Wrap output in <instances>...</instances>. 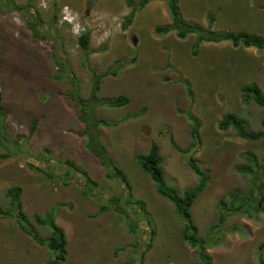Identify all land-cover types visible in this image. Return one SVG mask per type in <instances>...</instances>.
Returning a JSON list of instances; mask_svg holds the SVG:
<instances>
[{
    "label": "rangeland",
    "instance_id": "374dc122",
    "mask_svg": "<svg viewBox=\"0 0 264 264\" xmlns=\"http://www.w3.org/2000/svg\"><path fill=\"white\" fill-rule=\"evenodd\" d=\"M84 1V10L67 7L92 34L87 52L62 23L66 6L59 7L66 2L80 7ZM118 1L0 0V90L7 110L0 117V134L7 138L0 139V155H10L0 161V207L10 211L8 190L20 187L22 211L41 238L51 231L34 216L54 212L67 237L62 264H264V203L251 218L230 216L212 246L203 245L201 251L183 239L184 222L174 204L158 194L138 160L157 144L167 183L180 195L195 189L200 178L171 139L181 150H191L192 123L179 111L200 121L195 158L209 172L210 182L191 213L197 240L205 239L218 223L219 201L228 203L230 193L247 195L253 189L251 176L238 171L249 164L245 154L253 153L264 165V140L251 142L234 128L220 129L223 116L234 114L254 134L264 130V108L245 102L242 90L257 84L264 97V51L212 42L203 43L194 57L198 35L179 39L176 31H155L172 25L167 2H150L127 26L133 8L126 0L121 3L129 10L110 14ZM102 4L109 8L103 7L107 15L94 10L101 11ZM179 8L184 21L213 33L246 32L264 39V0H179ZM133 59L122 69L116 64ZM90 69L118 71L102 80L100 101L123 95L129 103L114 108L93 99ZM184 80L190 82L193 102ZM79 100L88 114L84 123ZM34 119L38 124L32 133ZM99 121L116 125L89 129L88 124ZM65 160L74 161L90 180L71 173L65 187L58 175L51 179L29 167L46 170L53 163L57 174L66 176L71 169L59 166ZM116 167L131 189L116 175ZM18 216L10 211L0 219V264L52 262L54 255L19 228ZM153 230L155 240L146 251Z\"/></svg>",
    "mask_w": 264,
    "mask_h": 264
},
{
    "label": "trees",
    "instance_id": "16d2710c",
    "mask_svg": "<svg viewBox=\"0 0 264 264\" xmlns=\"http://www.w3.org/2000/svg\"><path fill=\"white\" fill-rule=\"evenodd\" d=\"M153 1H166L168 3L169 13L172 18V25L158 26L155 29L156 33L159 35H167L172 31H176L179 39H185L190 34L198 35L197 41L194 43L192 47V56L194 57L198 56L199 48L203 43H212V42L220 43V42L229 41L233 44L235 48L242 46L244 48H257L258 50L264 51V39L255 34H250L246 32H230V31L213 33L210 31V29H204L198 25L184 21L180 14L179 0H140L137 4H135L134 0H126L128 6L133 8L132 13L129 15V17L126 20V25L129 26L132 23L134 15L138 10L144 9L150 2ZM213 19L214 18L211 16L210 21L212 22ZM90 39H91L90 32L86 33L79 39L78 42L82 51L87 52L89 50ZM116 62H117L116 64L119 65V68L122 69L128 66V64L134 63L135 59L131 61L117 60ZM168 66H171L169 62H168ZM85 67H88V65L85 64ZM90 72L92 74V83H93L92 97L93 99L98 101V103H100L102 106H109L114 108L123 107L129 103V98L126 96H119L116 99L107 100V101H100L99 99L98 94L102 88V80L108 76H116L118 74L117 73L118 71L110 70V71H106L103 74H99L93 69H90ZM72 78L74 79L75 77L72 76ZM183 83L187 88V93L189 98L193 102L194 93L190 85V82L188 80H184ZM242 90L245 94V102L254 101L256 104L264 108V97L262 95L261 89L257 84L245 85ZM71 97L73 98L74 96ZM73 99L76 100V96ZM79 104H81V112H82V116L80 117V120L83 122L84 119L86 118V117L84 118V115L86 114L87 116L88 114L85 111L84 112L82 111L83 105L85 104H82L80 100H79ZM179 112L181 114L186 115L189 121L192 123V137L195 142V147L189 151H183L178 146L175 145L173 139H171L172 144L176 150L187 155L189 166L195 172V174L200 178L198 186L195 189L186 190L182 195L179 194V192L175 187L170 186L166 181L164 170L162 168L163 158L160 154L158 145L155 143L152 144L148 154L139 156L138 160L142 168L150 175L152 181L155 183L158 194L161 197L168 199L171 203L174 204L178 216L184 222L183 239L193 247H200L202 251L203 245L212 246V244L214 243L213 239L215 235H218L221 228L226 223L227 219L230 218V216L246 215L247 217L251 218L253 216L252 212H254L255 214L259 212L261 206L264 203V165L260 164V161L253 153L245 154L249 164L246 166L239 167L238 171L244 174H249L251 176V181H252L251 186L253 189L251 190L250 194L247 195L230 193L228 197L229 198L228 203H226L223 199H221L219 201L220 211H219L218 223L213 225L210 233L205 239H203L202 241L197 240V229L192 219L191 209L193 208L196 200L202 195V193L207 188L210 182V174L208 171L200 167L198 161L195 158V155L197 154L199 145L201 143L200 133H199L201 123L190 112H183V111H179ZM6 115H7V110L5 109V105L3 103V95L0 90V117L4 118ZM131 118H132L131 115L127 117V119H131ZM37 124H38L37 120L34 119L31 124L32 133L35 132ZM97 125L110 127L116 125V123L112 125L111 123H107L105 121H99L93 125L88 124L89 129L91 127L98 128ZM262 125L264 127V118L262 121ZM230 128H234L237 131L238 136L244 140H248L251 142L264 140V130L254 134L246 126V124L241 119L237 118L234 114H225L223 116L222 122L220 123V129L227 131ZM87 131L88 130L86 129V132ZM2 135L0 134V139L2 140V142L3 141L7 142V138L5 134ZM46 151L50 152L49 149H47ZM9 157L10 155L8 154L0 155V161L7 160ZM62 164L67 166V168L71 169L70 171H66L67 172L66 176H64L62 173L57 174L59 172L55 170L56 167H53V163L51 165L52 168H50V166L47 165L48 167L46 170L34 164L31 165L29 164V167L34 168L36 171L44 174L45 176L47 175L48 178L51 179L54 178V175H58L59 179L63 181L65 187H68L71 184L70 181V178L72 179L71 173H74V175L75 173L76 174L78 173V176H82L86 182L90 180L88 177V173L81 170V168L78 167L74 161L65 160L60 162L59 166H62ZM115 169L117 172L116 175L122 176L120 177L122 178V182L126 184L128 189H131L130 183L128 182L127 177L123 174V171L117 167ZM87 188L89 189L90 187ZM90 192L91 191L89 189L86 194L88 195L90 194ZM8 195L11 199L10 211L11 212L15 211L16 214L19 215L17 222L22 232L30 236L39 246L47 248L54 255L53 261L50 262L49 264L64 263L66 261L68 254L67 237L64 230H62L56 224L54 219V212L47 213L44 216H40L38 214L34 216V220L38 224L47 226L51 231V234L48 238H41L38 231L29 222L28 216L22 211V204L20 201L22 195V189L20 187H12L8 190ZM116 201L118 200L116 199L115 202ZM102 210L105 211L107 210V208L104 207ZM10 211L5 212L0 207V219L9 216ZM234 230H238V228L234 227ZM155 235L156 232L154 230L151 231V238L149 240V244L147 246L146 251L152 249L153 246L152 244L155 240ZM222 240L223 237L219 238L218 242H221Z\"/></svg>",
    "mask_w": 264,
    "mask_h": 264
},
{
    "label": "clouds",
    "instance_id": "9594fccd",
    "mask_svg": "<svg viewBox=\"0 0 264 264\" xmlns=\"http://www.w3.org/2000/svg\"><path fill=\"white\" fill-rule=\"evenodd\" d=\"M66 8H68L67 10H66ZM61 13H62V23H64V24H68V26H70V28L72 29L71 31L73 32V34L75 35V36H77V37H79V39L83 36V35H85L86 33H88V32H90V31H87V29L85 28V27H83L81 24H80V22H79V17L77 16V14L76 13H73L72 12V10L69 8V7H64L63 9H62V11H61ZM70 14H73V20L72 21H67V20H65L64 21V17L66 16V15H70ZM79 29V30H78ZM91 33V32H90ZM92 35V34H91ZM90 42H91V39H90ZM91 45V44H90ZM101 90H102V88H101ZM121 96H123V95H121ZM119 97V96H118ZM147 155V154H146Z\"/></svg>",
    "mask_w": 264,
    "mask_h": 264
},
{
    "label": "crops",
    "instance_id": "0c3cea01",
    "mask_svg": "<svg viewBox=\"0 0 264 264\" xmlns=\"http://www.w3.org/2000/svg\"><path fill=\"white\" fill-rule=\"evenodd\" d=\"M121 1L122 0H120V1H118V3L117 4H119L120 5V9H117V4H113L114 6H113V8L111 9V13L110 14H112V13H114V14H121V13H124V12H126V9L127 10H129V8L128 7H126V9L124 8V5H125V2H123V3H121ZM153 2H156V1H153ZM158 2V1H157ZM160 2H162V1H160ZM166 2V1H165ZM88 4H87V2L86 1H84L83 2V4L80 6V7H76V6H74V5H72V4H70V3H61V4H59V7H63V6H70V7H72L73 9H78V10H84L85 8H86V6H87ZM103 5V6H102ZM101 5V11H99L98 10V8H93L92 7V9H94V10H97L96 12H98V13H103V14H106L107 12H104L103 11V7H105V8H107V9H109L108 8V6H107V4H102ZM107 15V14H106Z\"/></svg>",
    "mask_w": 264,
    "mask_h": 264
},
{
    "label": "built area",
    "instance_id": "2783aa9c",
    "mask_svg": "<svg viewBox=\"0 0 264 264\" xmlns=\"http://www.w3.org/2000/svg\"><path fill=\"white\" fill-rule=\"evenodd\" d=\"M68 8H66V10H67ZM65 20H67V21H72L73 20V14H70V15H66L65 17H64V21ZM79 30V29H78Z\"/></svg>",
    "mask_w": 264,
    "mask_h": 264
}]
</instances>
